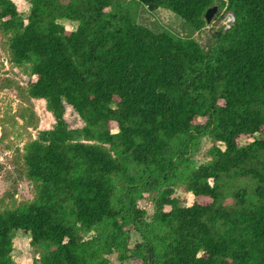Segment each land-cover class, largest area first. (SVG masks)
Instances as JSON below:
<instances>
[{
    "label": "trees",
    "instance_id": "1",
    "mask_svg": "<svg viewBox=\"0 0 264 264\" xmlns=\"http://www.w3.org/2000/svg\"><path fill=\"white\" fill-rule=\"evenodd\" d=\"M132 1L199 30L216 0ZM219 1L234 19L204 51L136 23L120 0H28L27 12L0 0L11 60L30 67L27 93L55 120L25 146L34 198L0 210V264H17V229L33 264H110L113 253L139 264H264V0ZM65 104L82 127H68ZM148 195L150 219L138 204Z\"/></svg>",
    "mask_w": 264,
    "mask_h": 264
},
{
    "label": "rangeland",
    "instance_id": "2",
    "mask_svg": "<svg viewBox=\"0 0 264 264\" xmlns=\"http://www.w3.org/2000/svg\"><path fill=\"white\" fill-rule=\"evenodd\" d=\"M20 11L27 12L28 0H13ZM122 8L128 9L133 20L149 28L153 32L169 31L176 37L185 40L194 39L202 50L207 51L214 42L215 34L226 29L233 22V15L226 12L219 0L214 5L218 11L210 23L195 30L182 17L168 9H149L147 6L132 0H120ZM222 15L217 18L218 14ZM66 30H74L77 22L61 20ZM9 36L0 31V210L17 206L30 201L36 193V185L27 179L23 171V155L26 144L38 137L39 132L52 129L55 120L46 108V101L41 98H31L27 93L28 82L31 78L29 66L15 65L8 48ZM64 118L70 129L80 128L84 125L80 116L65 104ZM114 128L115 124L111 123ZM252 138L243 136L239 143L244 145ZM211 140L204 137L200 140L192 158L196 165L206 160V151ZM174 196L182 205H191L195 198L182 187L174 189ZM207 199H201L200 203H206ZM139 206L146 212V218L150 219L154 210L151 195L139 200ZM139 235L130 232V244L138 241ZM28 233L17 229L13 232L12 256L17 264H33L37 255L29 244ZM110 264H139L130 260L120 261L116 253L108 256Z\"/></svg>",
    "mask_w": 264,
    "mask_h": 264
},
{
    "label": "water",
    "instance_id": "3",
    "mask_svg": "<svg viewBox=\"0 0 264 264\" xmlns=\"http://www.w3.org/2000/svg\"><path fill=\"white\" fill-rule=\"evenodd\" d=\"M218 11V7L216 5H213L212 7L208 8L204 14V19L206 20V23H210L212 18L215 16V14ZM13 258V256H12Z\"/></svg>",
    "mask_w": 264,
    "mask_h": 264
}]
</instances>
